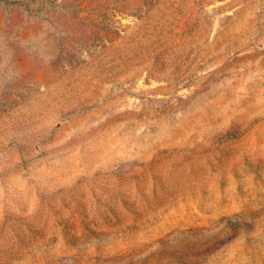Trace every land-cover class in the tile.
Instances as JSON below:
<instances>
[{
  "label": "rangeland",
  "instance_id": "obj_1",
  "mask_svg": "<svg viewBox=\"0 0 264 264\" xmlns=\"http://www.w3.org/2000/svg\"><path fill=\"white\" fill-rule=\"evenodd\" d=\"M0 264H264V0H0Z\"/></svg>",
  "mask_w": 264,
  "mask_h": 264
}]
</instances>
